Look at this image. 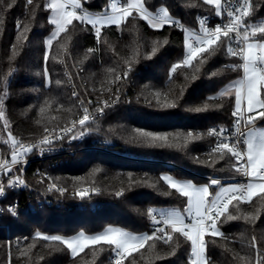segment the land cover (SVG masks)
<instances>
[{"label": "trees", "instance_id": "trees-1", "mask_svg": "<svg viewBox=\"0 0 264 264\" xmlns=\"http://www.w3.org/2000/svg\"><path fill=\"white\" fill-rule=\"evenodd\" d=\"M9 2L10 0H5V5ZM46 3L47 0H34V5H27V0H16L10 9L0 5V17L4 19L3 30L0 31V98H4L6 87L8 96L4 98V107L10 121V130L15 135L24 140H32L44 133V127L67 124L70 119L79 115L78 107H73L78 99L71 95L73 90L64 73L61 63L63 58L67 57L78 88L84 89L95 99L97 96L107 99L109 87L114 92L115 86L108 81L117 74L123 75L126 58L132 57L135 60L137 52L141 58L138 63L134 62V70L123 81L122 91L125 90V93L120 95L123 102L106 109L105 114L98 118L100 131H93L84 139L73 143L82 148L99 145L102 141V145L108 150H78L60 164L47 168L48 177L52 180L46 178L43 183L40 179L41 171L38 173L39 169H43V163L31 161L28 164L25 176L35 189L52 197H60L65 203L51 208L45 206L35 212L22 211L19 215L8 211L0 220V264H110L113 250L106 245L93 246L85 249L79 256L72 257L66 246L42 239L33 240V237L36 232L65 237H71L80 231L93 235L109 226L123 228L135 234H151L153 223L144 214L148 208H174L183 211L186 207V198L160 180L162 175H172L178 180L192 181L198 185L207 183L208 176L236 175L228 158L217 160L213 155L210 162L215 163L214 168L193 163V156L201 155L204 158L201 151L215 141L213 137L205 136L203 140L193 141L187 149L175 146H139L127 142L126 137L135 127L169 133H206L209 127L215 125L231 128L234 123L231 115L232 100L225 98L210 102L223 103L222 108L214 111L197 113L189 111V108L199 105L209 95H216L226 83L243 74L242 69H227L221 75L211 78L206 73L221 69L225 64H240L241 60L220 52L200 72H196V68L200 66L194 62L192 69H178L173 80L169 81L171 65L179 61L186 51L184 33L175 26L153 30L144 21L129 18V25L122 32L115 26L106 27L102 31L99 45L90 31L70 28L69 33H62L58 40L53 41L47 64L48 74L53 82L60 79L62 83L46 87L43 75L45 40L53 31V26L49 23L50 12L44 9ZM107 3L109 0H89L86 6L89 11L99 12ZM148 3L154 5L152 11L160 6H167L176 19L189 26H195L200 14L213 11L212 6L203 5L201 0H148ZM37 4L39 7L33 12ZM192 4L196 6L191 7ZM253 5V14L245 18L246 22H264V0H253ZM18 20L22 22L20 32H23L24 25L30 29L23 35L17 31ZM165 38L168 43L152 59L142 58L150 50L152 40L162 41ZM89 48L98 50L85 59ZM112 68L116 69L115 73L108 71ZM193 73L198 77L195 80L191 79ZM181 86L186 87V91L175 108L149 107L144 102L145 96L150 97L151 89L167 92L171 101L179 94ZM102 91L104 94L100 95ZM46 97L53 99L52 107L38 114V106L42 105ZM58 104H63L64 109L57 110ZM68 108H72V112L65 111ZM37 119L40 120L39 124L36 123ZM257 120L264 124V120ZM6 140V129L0 121V148L6 146ZM96 169L100 171H95ZM129 174L133 181L146 180L147 185H133L129 190ZM50 182L66 187L68 192L61 197L55 191H47ZM152 184L155 187L150 186ZM94 187L100 188L103 194L90 192V196L84 199L86 202L96 200L103 205L93 210L77 205L76 200L80 198L71 193L77 188ZM121 189H124L125 195L116 197L115 192ZM214 189L215 186L210 191ZM28 193L31 192L9 191L7 197L26 204ZM236 204L234 201L229 206V211L240 215L241 219L223 222L224 218H221V230L229 239L217 237V243L209 245L213 264H250L249 261L240 259L244 256H251V264H254L255 253L248 247L253 235L264 248V194L254 197L251 203L241 202L238 207ZM249 214H258L259 218L254 223L243 219ZM25 237L28 239L25 240ZM33 243L35 246L29 248L28 245ZM151 243L150 241L140 253L133 254L134 264H187L190 248L182 238L181 247L175 256L166 255L170 251L168 246L157 242L156 248L151 249ZM125 264H128L127 260Z\"/></svg>", "mask_w": 264, "mask_h": 264}, {"label": "snow or ice", "instance_id": "snow-or-ice-1", "mask_svg": "<svg viewBox=\"0 0 264 264\" xmlns=\"http://www.w3.org/2000/svg\"><path fill=\"white\" fill-rule=\"evenodd\" d=\"M15 3L16 0H10L5 5V0H0V5H4L6 9H10ZM88 3L89 0H47L44 5V9L51 13L49 23L53 26V31L45 40L43 75L46 87H51L53 83L57 86L62 83L60 79L53 82L48 74L47 64L53 41L58 40L62 33H69L70 28L92 32L99 45L102 39V31L106 27L115 26L122 32L129 25V18L142 20L149 28L157 31L164 29L165 26H175L184 33L186 54L180 61L171 65L169 81L173 80L178 69H192L194 62L200 66L196 68V72H200L201 68L220 52L229 57H239L242 61L240 64H225L221 69L206 73L211 78L221 75L227 69L232 71L242 69L243 76L226 85L216 95H209L199 105L189 108V111L197 113L214 111L222 108L223 103L213 104L210 102L222 101L225 98L232 100L233 129L217 125L209 128L206 133L192 131L169 133L135 127L131 129L126 140L139 146H175L187 149L189 143L193 141L203 140L205 136L213 137L215 143L207 153L203 154L204 158L202 159L201 155L193 156V163L214 168L215 163L210 162L213 155L217 157V160L228 158L231 162V168L236 173L242 174L246 178V182L231 183L224 186L220 179L209 177L207 183L198 185L192 181L178 180L172 175L165 174L159 179L166 183L170 189L186 198V207L183 211L148 208L144 214L153 223L151 234H135L123 228L109 226L98 234L86 235L85 232L80 231L71 237L45 235L36 232L33 240L42 239L64 245L72 257L79 256L85 249L93 246L106 245L113 250L114 264H125L126 260L128 264H134L135 257L133 254L140 253L150 241L152 242L149 245L151 249H155L157 242H159L161 245L169 247L170 251L166 255L175 256L181 247L182 238L183 242L188 244L190 248L187 264H213L209 254V245H215L217 237L229 239L221 230V218H224L223 222L241 219L240 215L229 211V206L233 205L234 201L237 202L236 207L241 202L251 203L254 197L264 194V128L256 127L257 118L264 120V22L255 24L246 22L245 18L250 17L254 11L253 0H242L239 6L235 8L231 6L230 0H201L203 5L212 6L215 16L222 21L226 15L227 21L209 26L208 16L199 17L198 32L186 27L176 19L167 6H160L156 11H152L154 5L148 3V0H120V2L110 0L97 13L89 11L86 6ZM27 5H34V0H27ZM190 6L195 7L196 5ZM38 7V4L35 5L33 12ZM3 24L4 19L0 17V31L3 30ZM16 27L17 31L20 32L22 22L18 20ZM29 30L27 25H24L23 32L20 34L23 35ZM19 38L18 36L17 39ZM24 38L27 39V36ZM167 43L166 38L162 41L160 39L152 40L150 50L142 58L152 59ZM234 43L239 46L234 47ZM14 49L15 45H13ZM97 50L98 48L87 49L84 58L87 59L90 54ZM140 58L137 52L135 60L132 57L124 60L123 75L117 74L114 79L108 81L109 84L115 86V91L113 92L112 87H109L107 99H100L99 96L95 102L92 99H78L77 104L73 107H78L79 115L70 119L67 124L52 128L44 127V135L39 140L26 143L23 139H18L12 135L9 130L7 132L8 140L5 143L10 145L11 159L0 162V196L5 195L6 187L11 189L28 187L26 181L16 173L24 168L27 164V157L34 151L43 155L45 151H54L58 142L75 141L93 131L99 132L98 118L105 114L106 109L113 108L120 102L123 81L128 79L129 74L134 70V62L138 63ZM108 71L115 73L116 69L112 68ZM197 78V75L193 73L191 79ZM185 79H188L187 75ZM145 87L148 86L145 85ZM93 91L96 90L93 89ZM185 91L186 87L181 86L179 94L175 99L169 101L167 92L151 89L150 97L145 96L144 102L149 107L175 108ZM103 94L102 91L100 95ZM71 95L76 98L80 97V93L75 90L72 91ZM7 96L8 91L5 87L3 97L6 98ZM4 98H0V121H2L3 128L10 129V121L6 118V113L3 110ZM137 100L139 101V97ZM53 102L52 98L46 97L42 105L38 106V114L44 113L46 108H51ZM60 109H64L63 104H58L57 110ZM65 111L72 112V108L65 109ZM36 123L39 124L40 120L37 119ZM242 125L243 128H247L246 132ZM109 130L114 131V129ZM95 171H100V169ZM9 173L10 175H8ZM46 178L49 181L52 180L51 177ZM41 183H43V179ZM142 184L147 185V181H133L131 174H129V190L133 185L142 186ZM150 186L155 187V184ZM214 186L218 187L219 191H210ZM47 191H55L63 197L68 189L51 182L48 184ZM90 192L97 195L103 194L100 188L94 187L91 189L77 188L71 195L83 200L90 196ZM167 194L165 193V195ZM124 195V189L115 192L116 197ZM8 211L13 215L17 214L15 207H10ZM258 218V214H249L243 217L252 223ZM24 239L27 240L28 238L25 237ZM34 246V243L28 245L29 248ZM248 247L255 253L254 264H264V248L257 241L256 236L251 237ZM130 257L133 259L130 260ZM157 258L161 257L157 256ZM240 259L247 260L250 264L252 262L251 256L240 257Z\"/></svg>", "mask_w": 264, "mask_h": 264}, {"label": "built area", "instance_id": "built-area-1", "mask_svg": "<svg viewBox=\"0 0 264 264\" xmlns=\"http://www.w3.org/2000/svg\"><path fill=\"white\" fill-rule=\"evenodd\" d=\"M109 2H110V0H109ZM118 2H120V1L118 0ZM241 2H242V0H230V4H231V6L233 8L238 7ZM90 12L97 13V12H94V11H90ZM202 16H208L209 17V26H215L216 24L223 23V22L227 21V16L226 15L224 16V19L222 21L220 18L215 16L214 11H212V12H204V13L200 14L197 17L195 26H189V25L183 23L181 20H179V19L178 20L182 24H184L186 27L194 29V30H196L198 32L199 31L198 18L202 17ZM233 46L234 47H238L239 45L234 43ZM185 54H186V51H185L184 55ZM184 55H183V57H184ZM62 61H63V65L65 67V72L67 73L66 76L68 78V81H69V84H70L71 88L73 90L79 92L80 89L78 88V86L76 84L75 76L73 74V70L71 69V66L68 63V59L63 58ZM71 64H72V66H74L73 63H71ZM242 73H243V71H242ZM242 76H243V74H242ZM85 93H86V91H85ZM79 99H92L94 102L96 100L94 97H92L88 93H86L85 96L80 94ZM101 99H105V98H101ZM90 110H91V108H90ZM259 124H260V121L256 120V126L259 125ZM233 125H234V123H233ZM233 125H232L231 128H228V129H233ZM215 126H217V125H215ZM215 126H211V127H215ZM211 127H209V128H211ZM242 128H243V125H242ZM243 130L246 132L247 128H243ZM12 135L16 136L18 139H22L21 137L15 135V134H12ZM43 135H44V133L42 135H40L39 137L35 138V139H32V140H24L23 139V140L26 143L35 142V141L39 140L40 138H42ZM84 137L81 138V139H77V140H82V139H84ZM77 140H75V141H77ZM75 141L65 140L63 142H58L54 151H45L43 155H41L38 151H34L33 154H30L27 157V164L24 166V168L22 170L17 171L16 174L20 175L21 178H23L26 181L28 187H17L15 189H11V188H7L6 187L5 195L4 196H0V220L8 212V209L10 207H15L17 209V214L16 215H19L22 211L35 212V211H37V210H39V209H41V208H43L45 206L51 208V207L59 206L61 203H65L62 200V198H60V197H52L49 194H46L45 192L41 191L40 189H35V187L27 180V178L25 176V171H26V168H27L28 164L31 161H40L41 163H43V169L42 170L39 169L38 173L41 171L40 172V174H41L40 179L41 180L42 179H46V177H48V172L46 171L47 168L54 167V166L60 164L61 162L64 161V159L67 156L76 153L80 149H83V148H98V149H101V150H108L105 146L102 145V143H103L102 141H100L99 145L91 146V147L85 146V147H82V148L74 146L73 143ZM214 143H215V141L208 148L203 149L202 153L203 154L207 153L209 148ZM6 159L9 160V161L11 159V151H10V145L9 144H6V146L4 148H0V162H2L3 160H6ZM14 171H15V169H14ZM45 174H46V176H45ZM8 175H10V173ZM207 178H209V176ZM213 178H217V177H213ZM4 179L6 181V175L4 176ZM217 179H220L222 181V184H224L226 182H237V183L246 182V178L240 173H237L236 175H233V176L218 177ZM47 187H48V185H47ZM80 189H83V188H80ZM23 190H27V192H29V191L31 192V193H28V202L26 204L25 203H21L20 200H18V199H15V200L8 199L7 194H8L9 191H23ZM33 191L35 193H33ZM216 191H219L218 187H215V189L213 190V192H216ZM76 203H77V205H80L82 208H90L91 210L95 209L96 207H101L103 205V203L97 202L96 200H90L89 202H86V199L76 200ZM110 264H114V253H112V255H111Z\"/></svg>", "mask_w": 264, "mask_h": 264}, {"label": "rangeland", "instance_id": "rangeland-1", "mask_svg": "<svg viewBox=\"0 0 264 264\" xmlns=\"http://www.w3.org/2000/svg\"><path fill=\"white\" fill-rule=\"evenodd\" d=\"M65 58H67V57H65ZM182 58H183V57H182ZM182 58H181V59H182ZM181 59H180V60H181ZM180 60H179V61H180ZM63 68H64V73H66V72H65V67H64V65H63ZM76 68H77V65H76ZM77 74H79V72H77ZM65 75H66V74H65ZM240 78H242V76H240V77H238V78H236V79H234V80L229 81L228 83H226V84L220 89V91H221L226 85H228L229 83H231V82H233V81H236V80H239ZM67 80H68V79H67ZM132 80H133V79H132ZM68 83H69V81H68ZM69 86H70V85H69ZM126 86H127V85H126ZM122 89H123V88H122ZM122 89H121V95H124L125 90H124V92H123ZM72 90H73V89H72ZM82 91H83V92H82ZM114 91H115V88H114ZM79 92H80V94L83 95V96H85V94H86L85 91H84V89H83V90L80 89ZM101 98H102V97H101ZM77 99H79V97H78ZM120 102H123V101L120 100ZM120 102H119V103H120ZM3 110L5 111V113H6V118L8 119L7 111H6V109H5L4 106H3ZM256 127H257V128H264V124H259V125H257ZM9 130H10V129H6V133H7ZM10 131H11V130H10ZM11 132H12V134H14L13 131H11ZM7 139H8V136H7ZM201 153H202V151H201ZM202 154H203V153H202ZM209 177H211V178H213V177H217V178H218V177H224V176H209ZM228 184H230V183H224L223 185H224V186H227ZM40 233H41V232H40ZM42 234H44V233H42ZM45 235H46V234H45Z\"/></svg>", "mask_w": 264, "mask_h": 264}, {"label": "crops", "instance_id": "crops-1", "mask_svg": "<svg viewBox=\"0 0 264 264\" xmlns=\"http://www.w3.org/2000/svg\"><path fill=\"white\" fill-rule=\"evenodd\" d=\"M50 16H51V13H50V15H49V19H50ZM226 183H230V184H231V183H237V182H226ZM171 209H174V208H169V209H167V210H171ZM167 210H166V211H167Z\"/></svg>", "mask_w": 264, "mask_h": 264}]
</instances>
